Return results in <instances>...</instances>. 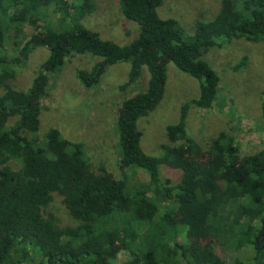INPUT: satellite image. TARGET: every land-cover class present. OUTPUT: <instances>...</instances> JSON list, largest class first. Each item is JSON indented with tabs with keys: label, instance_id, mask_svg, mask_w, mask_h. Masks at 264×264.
I'll list each match as a JSON object with an SVG mask.
<instances>
[{
	"label": "trees",
	"instance_id": "trees-1",
	"mask_svg": "<svg viewBox=\"0 0 264 264\" xmlns=\"http://www.w3.org/2000/svg\"><path fill=\"white\" fill-rule=\"evenodd\" d=\"M161 2L118 0L121 15L139 28L131 42L118 45L80 23L94 12V0H0V264H117L123 251V264H228V250L264 264V140L256 153L241 156L234 135L222 131L205 156L186 133L187 108L208 110L219 100L220 79L205 53L232 40L264 42V0H221L216 16L197 22L192 36L175 19L158 16ZM25 26L37 36L26 39ZM41 46L48 57L30 87L15 90L11 81L27 51ZM75 55L99 59L76 73L85 89L117 63L130 68L123 90L137 83L142 67L149 73L146 88L118 111V178L94 173L83 145L56 128L38 136L48 78ZM169 63L197 80L198 95L166 127L176 146H162L152 157L139 146L137 122L162 98ZM260 118L264 136V90ZM128 168L142 170L147 181L134 183ZM163 168L175 173L174 181L163 178ZM55 195L73 226L60 227L49 210ZM199 236L209 242L195 244Z\"/></svg>",
	"mask_w": 264,
	"mask_h": 264
},
{
	"label": "rangeland",
	"instance_id": "rangeland-1",
	"mask_svg": "<svg viewBox=\"0 0 264 264\" xmlns=\"http://www.w3.org/2000/svg\"><path fill=\"white\" fill-rule=\"evenodd\" d=\"M221 0H162L157 9L161 19H175L186 36L194 34L197 22L212 20ZM94 12L80 22L86 29L96 32L103 40L126 45L139 33L138 26L126 20L120 13L118 0H94ZM47 20L55 22L49 14ZM26 39L34 38L37 32L25 26ZM48 57L45 47L27 51L23 65L17 68L11 86L18 91L27 90L40 64ZM205 60L219 76L218 96L215 107L201 110L190 105L186 110V133L206 156L209 144L218 133L230 132L237 140L240 155H252L262 146L260 104L264 90V42L250 43L243 39L212 47L204 55ZM243 58L239 70L233 68ZM99 61L90 55H75L68 58L58 73L48 78L43 98L40 100L38 136L42 137L49 128H56L62 137L80 142L83 156L88 158L94 173L106 172L118 178L120 147L116 133V119L124 100L134 92L146 88L149 73L141 68L136 84L121 89L128 80L129 64L117 63L106 68L100 83L92 89H85L76 73L88 71ZM198 95V82L181 73L171 63L166 67V81L162 98L155 108L137 122L142 132L139 146L152 157H159L162 146H176L166 137V127L176 124L183 105ZM162 169V166H161ZM130 180L140 184L147 181L146 174L139 169L128 168ZM163 178L175 180L171 170L162 172ZM49 210L58 218L60 227L73 226L74 220L66 211L62 198L53 197ZM122 239H119L121 242ZM194 243L206 244L209 239L198 237ZM224 255V254H223ZM248 253L228 250L224 258L232 264L239 258L248 264ZM128 254L118 255L117 264H123ZM35 264V262L27 263Z\"/></svg>",
	"mask_w": 264,
	"mask_h": 264
}]
</instances>
